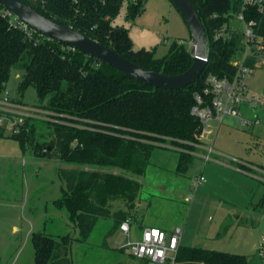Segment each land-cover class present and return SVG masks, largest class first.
<instances>
[{"label": "trees", "instance_id": "16d2710c", "mask_svg": "<svg viewBox=\"0 0 264 264\" xmlns=\"http://www.w3.org/2000/svg\"><path fill=\"white\" fill-rule=\"evenodd\" d=\"M20 1L156 73L179 75L193 63L188 47L176 40L163 58H156L154 50L135 51L130 30L114 25L124 6L127 19L135 21L144 12L147 0ZM190 1L206 30L209 63L195 83L173 91L155 90L38 32L30 37L0 4V97L12 73L17 72L21 82L13 102L24 105V93L33 88L38 108L44 112L27 118L21 134L6 136L0 130V138L17 140L23 149L34 143L38 129L44 126L51 141L36 145L42 159L57 157L68 165L95 168L62 169L65 185L61 197L53 204L78 229L79 242L86 243L101 220L114 224L106 238L124 222L131 225L137 222L143 188L140 179L145 177L156 149L178 153V174L185 175L191 170L200 144V121L191 114L196 105L195 95L204 97L209 76L232 79L236 74L231 63L241 49V37L214 40L215 32L227 22L223 14L229 10L230 1ZM102 168H118L122 173ZM30 243L35 264H75L67 236L33 232ZM176 264H250V261L241 254L180 244Z\"/></svg>", "mask_w": 264, "mask_h": 264}, {"label": "rangeland", "instance_id": "374dc122", "mask_svg": "<svg viewBox=\"0 0 264 264\" xmlns=\"http://www.w3.org/2000/svg\"><path fill=\"white\" fill-rule=\"evenodd\" d=\"M119 15L114 25L130 30L135 51L154 50L156 58H163L175 40L192 49L190 29L169 0H147L144 12L135 21L127 19L126 6ZM10 79L8 88L16 96L21 80L17 72ZM249 87L255 94H264V68L255 70ZM24 94V105L44 115L38 108L35 90L29 88ZM241 113L245 118L253 114L244 107ZM258 115L263 121L253 132L243 128L240 118L226 115L215 141L207 143L216 153L232 159L233 170L213 160L205 162L195 155L191 170L185 175L178 174V153L156 149L145 177L140 179L143 185L138 211L141 221L171 230L180 226L183 246L241 253L249 258L250 264H264V246L261 249L264 222H260L264 212V181L255 178L243 165L234 163L236 159H243L264 165V112ZM48 133L41 126L34 143L23 149L17 140L0 138V264H35L30 237L33 232L41 231L54 237L67 236L75 264H147L131 258L125 249L118 250L129 243L120 229L106 238L114 229L110 220H101L86 243L76 240L78 229L68 221L67 214L53 205L65 185L61 170L95 168L68 165L57 157L42 159L36 145L50 142ZM196 149V154L207 153L206 149ZM102 169L122 173L118 168ZM201 176L205 182L199 185ZM234 207L243 210L245 215L233 213ZM227 212L233 215L226 216ZM132 227L131 240H134L137 228Z\"/></svg>", "mask_w": 264, "mask_h": 264}, {"label": "built area", "instance_id": "2783aa9c", "mask_svg": "<svg viewBox=\"0 0 264 264\" xmlns=\"http://www.w3.org/2000/svg\"><path fill=\"white\" fill-rule=\"evenodd\" d=\"M229 1L230 8L223 14L227 22L215 32L214 40L229 41L232 36L241 37V49L231 63L236 74L232 79L209 76L205 82L204 97L196 94V105L191 110V114L200 121V144L197 147L207 150L205 155H195H199L205 162L211 160L212 153H216L207 143L215 141L226 115L240 118L241 125L247 130L255 128L263 121L258 112H264V94L253 93L249 80L256 69L264 68V0ZM6 15L14 23H18L30 37H33V32H37L14 17L9 10ZM14 97L8 86L0 97V130L6 136L21 134L26 119L38 113L23 104L13 102ZM243 107L253 112L250 118H245L241 113ZM212 122L217 123V126ZM198 180L199 185L205 182L202 176ZM119 228L128 237L129 243L124 248L131 258L147 264H176L183 236L182 228L177 227L173 232H166L156 227H147L134 240H131L133 227L130 222H124ZM263 246L264 239L261 242L262 250Z\"/></svg>", "mask_w": 264, "mask_h": 264}, {"label": "water", "instance_id": "95a60500", "mask_svg": "<svg viewBox=\"0 0 264 264\" xmlns=\"http://www.w3.org/2000/svg\"><path fill=\"white\" fill-rule=\"evenodd\" d=\"M169 1L181 13L185 24L190 29L193 45L190 51L193 58L191 67L186 72L173 76L156 73L133 63L131 60H126L113 49L88 38L83 32L67 25L64 26L51 18L48 19L20 0H0V4L4 5L14 17L22 20L38 33L56 39L94 59L113 66L124 75L153 87L155 90L173 91L182 90L200 79L209 63V42L200 15L192 2L190 0Z\"/></svg>", "mask_w": 264, "mask_h": 264}, {"label": "crops", "instance_id": "0c3cea01", "mask_svg": "<svg viewBox=\"0 0 264 264\" xmlns=\"http://www.w3.org/2000/svg\"><path fill=\"white\" fill-rule=\"evenodd\" d=\"M262 118V117H261ZM263 120V119H262ZM252 129H254V128H252ZM252 129H250V130H248V131H250V132H253V130ZM211 160H213V161H216V163L218 164V165H222V166H224V167H228V168H232V170H233V163L230 161V160H232L231 158H229V157H227L226 155H224V154H218V153H215V155H211ZM237 160V161H236ZM235 161H234V163L236 162H238L239 164H241V165H243L244 166V168L246 169V170H249V172L251 173V174H253L254 176H255V178H257V179H259L260 181H264V170H262V169H260L259 167H264V165L263 164H259V163H255V162H253V161H247V160H241V159H236ZM220 203L222 202V200L221 201H219ZM224 203H228V202H226V201H224ZM229 204H231V203H229ZM251 206V205H250ZM139 207H141V204H139ZM249 208V207H248ZM238 209H236V207H234V209H233V213L234 212H236V213H238V212H240V214H244L245 215V212L243 211V210H238ZM245 210H249V209H246L245 208ZM233 213H231L232 215H233ZM261 213V212H260ZM231 214H229V215H231ZM246 214H247V212H246ZM225 215L227 216L228 215V212L227 213H225ZM228 215V216H229ZM260 222L262 223V222H264V212H262L261 213V215H260ZM132 226H134V227H136L137 228V235H140L141 234V232L144 230V229H146L147 227H156V228H159V229H163V230H166V231H168V232H173L175 229H177V227H180V226H177L175 229H168L166 226H161L160 224H147V225H145L144 224V221L142 220L141 221V219L139 218L138 220H137V222H135L134 224H132L131 225V227ZM16 228V227H15ZM142 228V229H141ZM181 228V227H180ZM141 229V230H140ZM16 230H18L17 228H16ZM264 239V238H263ZM262 239V240H263ZM262 240H261V242H262ZM181 245H183L182 244V241H181ZM122 248H124V247H121V248H119L118 250L119 251H121L120 249H122ZM122 252V251H121ZM222 252H224V251H222ZM231 253V252H230ZM232 254H236V253H232ZM239 254H241V253H239ZM239 254H237V255H239ZM241 255H244V254H241ZM246 256V255H245Z\"/></svg>", "mask_w": 264, "mask_h": 264}]
</instances>
